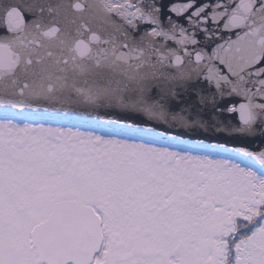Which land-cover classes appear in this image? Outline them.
<instances>
[{"label":"snow or ice","instance_id":"obj_1","mask_svg":"<svg viewBox=\"0 0 264 264\" xmlns=\"http://www.w3.org/2000/svg\"><path fill=\"white\" fill-rule=\"evenodd\" d=\"M0 264H264V0H0Z\"/></svg>","mask_w":264,"mask_h":264},{"label":"water","instance_id":"obj_2","mask_svg":"<svg viewBox=\"0 0 264 264\" xmlns=\"http://www.w3.org/2000/svg\"><path fill=\"white\" fill-rule=\"evenodd\" d=\"M225 118H228V117H225ZM230 119H232L235 122L236 117L235 116H232V117H230Z\"/></svg>","mask_w":264,"mask_h":264}]
</instances>
